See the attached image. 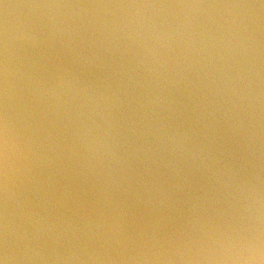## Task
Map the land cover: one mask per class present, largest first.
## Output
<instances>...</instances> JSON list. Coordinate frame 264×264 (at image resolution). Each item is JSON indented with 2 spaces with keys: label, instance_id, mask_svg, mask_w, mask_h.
I'll return each mask as SVG.
<instances>
[{
  "label": "water",
  "instance_id": "obj_1",
  "mask_svg": "<svg viewBox=\"0 0 264 264\" xmlns=\"http://www.w3.org/2000/svg\"><path fill=\"white\" fill-rule=\"evenodd\" d=\"M259 5L0 0L11 264H264Z\"/></svg>",
  "mask_w": 264,
  "mask_h": 264
},
{
  "label": "clouds",
  "instance_id": "obj_2",
  "mask_svg": "<svg viewBox=\"0 0 264 264\" xmlns=\"http://www.w3.org/2000/svg\"><path fill=\"white\" fill-rule=\"evenodd\" d=\"M260 7H264L261 4ZM229 7H250V6H244V5H232ZM5 50H7V45H5ZM7 75H8V66L7 61H5L4 64V78H5V95H7ZM178 133H173L171 139L175 143L177 140ZM186 135V133H185ZM8 143H9V125L7 116H5L4 122H3V144H4V192H5V204L7 205V195H8V175H7V164H8ZM8 230H9V221H8V214H7V208L5 210L4 214V223H3V231H4V243L3 248L0 250V264H11V261L13 260V256L11 255V249L8 244Z\"/></svg>",
  "mask_w": 264,
  "mask_h": 264
},
{
  "label": "snow or ice",
  "instance_id": "obj_3",
  "mask_svg": "<svg viewBox=\"0 0 264 264\" xmlns=\"http://www.w3.org/2000/svg\"><path fill=\"white\" fill-rule=\"evenodd\" d=\"M260 4L264 6V0H260Z\"/></svg>",
  "mask_w": 264,
  "mask_h": 264
}]
</instances>
